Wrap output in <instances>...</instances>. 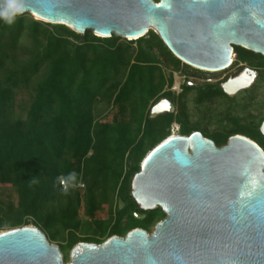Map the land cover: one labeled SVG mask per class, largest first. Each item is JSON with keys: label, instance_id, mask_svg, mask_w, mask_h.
Here are the masks:
<instances>
[{"label": "rangeland", "instance_id": "obj_1", "mask_svg": "<svg viewBox=\"0 0 264 264\" xmlns=\"http://www.w3.org/2000/svg\"><path fill=\"white\" fill-rule=\"evenodd\" d=\"M59 27L28 14L10 26L0 23V146L8 157L0 171V233L36 228L59 248L67 264L78 244L101 245L111 237H124L132 231L133 219L143 220L129 199L131 182L119 188L130 151L135 161L140 159V169L156 140L199 132L219 148L231 136H243L264 153L258 135L264 122L262 59H241L234 48L229 69L205 72L182 62L175 65L147 36L143 41L113 36L102 42L91 32L76 34V39ZM245 70L255 74L253 82L227 94L223 85ZM126 83V96L119 99ZM158 105L163 113L153 117ZM79 112L90 121V149L84 157L65 151L57 159V165L65 161L78 168L79 176L65 184L46 173L42 180L49 194L30 210L15 185L13 149L26 139L24 157H33L36 150L54 154L55 142L50 149L48 143L62 136L66 150L76 139L67 115ZM149 120L160 121L161 130L152 136ZM37 141L38 148L33 144ZM57 177L64 179L60 173ZM163 219L156 211L144 231L151 234Z\"/></svg>", "mask_w": 264, "mask_h": 264}, {"label": "water", "instance_id": "obj_2", "mask_svg": "<svg viewBox=\"0 0 264 264\" xmlns=\"http://www.w3.org/2000/svg\"><path fill=\"white\" fill-rule=\"evenodd\" d=\"M22 2L23 15L78 35L138 41L152 32L200 71L229 69L234 48L264 58V0ZM259 131L264 138V122ZM130 195L139 210L164 214L152 233L78 244L67 264H264V153L249 139L219 148L199 132L168 137L143 159ZM0 264L65 263L40 230L21 227L0 233Z\"/></svg>", "mask_w": 264, "mask_h": 264}, {"label": "trees", "instance_id": "obj_3", "mask_svg": "<svg viewBox=\"0 0 264 264\" xmlns=\"http://www.w3.org/2000/svg\"><path fill=\"white\" fill-rule=\"evenodd\" d=\"M0 3H4V1L0 0ZM59 28L60 30L68 34L69 36L74 37L76 39L79 38V36H77L75 33L71 32L65 27L60 26ZM147 37L152 38V40L155 41L156 45L162 48L159 50L161 51V54L163 57H165L171 62H174L175 65H178L180 63V61H178L172 56V54L166 49V47L162 44V42L152 32L148 33ZM95 40L107 42L110 39L95 38ZM140 40L143 41V38ZM235 51L240 55L239 57L241 59L250 57V58H260L264 61V58H262L261 56L254 55L243 49L236 48ZM127 87H128L127 83L122 86L119 92V99L125 98L126 93H127L126 92ZM79 102L80 101H78L77 103ZM67 118L69 120L68 121L69 125L75 129L74 131L76 132V139L71 141L66 146L65 148L66 150H64V146H61V144L64 141L62 136L57 137L52 142L48 143L47 148L49 147L50 149L53 143L55 142L56 148H55L54 154L48 153V150L45 154H42L38 150H36V151H33V154H35L33 157H32V154H28V153H27L28 156L24 157L25 153L22 150L24 147H27L28 141L26 139H22V140L20 139L17 142V147L13 149L12 155L15 157L14 160H16V163H17L15 166L16 175H17L15 185L18 188L19 196L21 198L26 199L30 210L37 208V206L41 202H44L46 200V196L49 194V190L46 184L42 180V178L45 176L46 173L50 172L51 176H53L56 182H57V176L59 175V173L63 175L64 177H66L68 173L74 171L75 173H77L76 178H78L80 171L78 168H75L72 164L63 161L62 163H60V165H57V159L60 156V153L65 152V151H72L74 156L84 157L86 156L87 152L90 149L91 138L89 135V127H90L89 118L86 117L84 112L68 114ZM60 121H63V119H61ZM159 123H160L159 120H153V121L149 120L148 121V124H150V126L153 129L151 132V136L154 135V133L157 134V132L161 130V128L159 127ZM190 134L191 133L182 132L180 136L187 137ZM2 135L0 136V142L3 141L1 140V138L3 137ZM258 135L264 141V138L261 136L259 132H258ZM166 138L156 140L152 149L156 145H158L160 142L165 140ZM227 140L228 139H226L225 142H227ZM39 143L40 142L37 141V142H34L33 144H36L35 147L38 148ZM133 152L134 151H130L127 156V163L129 165V169L121 181V184L119 186L120 189H124L126 188V186H129L133 176L139 171L140 159L135 161ZM90 161L92 162L93 159H89L88 162ZM7 165H8V157L5 156V153L3 152V148L0 146V171ZM102 168L103 166H100L99 168L97 167L96 171L99 173L101 172ZM129 199L134 207L135 213L144 216L142 221L133 219L135 224L129 230H135V229L144 230L148 222L151 220V218L155 215L156 211H158L159 209L155 211H150V212H143L139 210V208L136 206V204L131 199V197H129ZM110 236H114V235H110Z\"/></svg>", "mask_w": 264, "mask_h": 264}, {"label": "clouds", "instance_id": "obj_4", "mask_svg": "<svg viewBox=\"0 0 264 264\" xmlns=\"http://www.w3.org/2000/svg\"><path fill=\"white\" fill-rule=\"evenodd\" d=\"M24 5L22 0H5L4 3H0V23L5 25H12L15 23L18 16L24 12ZM77 173L70 172L64 179L57 177L58 182L67 183L70 179L76 178Z\"/></svg>", "mask_w": 264, "mask_h": 264}, {"label": "bare ground", "instance_id": "obj_5", "mask_svg": "<svg viewBox=\"0 0 264 264\" xmlns=\"http://www.w3.org/2000/svg\"><path fill=\"white\" fill-rule=\"evenodd\" d=\"M233 57V56H232ZM254 80V75L248 72H244L235 82L229 84L226 88L228 94H232L236 92L238 89H243L248 87ZM169 111V110H168ZM163 112V106L158 105L153 109V113H161ZM174 137V136H172Z\"/></svg>", "mask_w": 264, "mask_h": 264}]
</instances>
